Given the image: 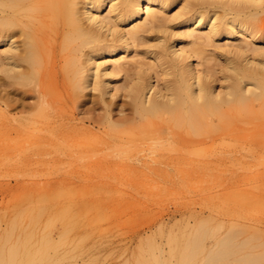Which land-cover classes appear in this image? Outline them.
<instances>
[{
  "label": "bare ground",
  "instance_id": "1",
  "mask_svg": "<svg viewBox=\"0 0 264 264\" xmlns=\"http://www.w3.org/2000/svg\"><path fill=\"white\" fill-rule=\"evenodd\" d=\"M263 22L248 0H0V152L85 178L264 157ZM183 235L122 262L264 264L260 228Z\"/></svg>",
  "mask_w": 264,
  "mask_h": 264
},
{
  "label": "rangeland",
  "instance_id": "2",
  "mask_svg": "<svg viewBox=\"0 0 264 264\" xmlns=\"http://www.w3.org/2000/svg\"><path fill=\"white\" fill-rule=\"evenodd\" d=\"M1 151L0 264H123L139 244L168 249L197 222L264 237V157L248 149L227 164L184 166L208 170L201 176L166 178L78 177L75 165Z\"/></svg>",
  "mask_w": 264,
  "mask_h": 264
},
{
  "label": "snow or ice",
  "instance_id": "3",
  "mask_svg": "<svg viewBox=\"0 0 264 264\" xmlns=\"http://www.w3.org/2000/svg\"><path fill=\"white\" fill-rule=\"evenodd\" d=\"M248 4L250 6L264 8V0H248Z\"/></svg>",
  "mask_w": 264,
  "mask_h": 264
}]
</instances>
